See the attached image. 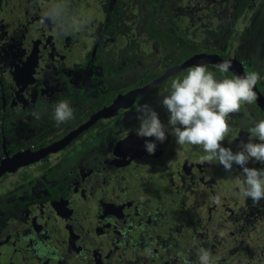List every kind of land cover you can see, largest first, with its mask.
I'll use <instances>...</instances> for the list:
<instances>
[{
    "label": "flooded vegetation",
    "instance_id": "flooded-vegetation-1",
    "mask_svg": "<svg viewBox=\"0 0 264 264\" xmlns=\"http://www.w3.org/2000/svg\"><path fill=\"white\" fill-rule=\"evenodd\" d=\"M89 1L67 0L70 24L65 34L51 22L40 23V17L49 4L59 3V0H0V264H160L158 256L162 258L168 252L165 245L171 225L169 213L164 208L170 205V200L173 206L178 207L176 223L196 219L190 214L186 199L194 194L195 200L200 203L202 193L206 188L210 191L211 185L216 186L212 197L217 194L221 197L220 214L216 213L217 217H213V221H218L221 227L216 230L214 238L224 241L237 234L242 237L253 226H263L264 200L254 203L251 198L240 193L243 175L239 166L234 165L231 172H226L218 161L201 163L200 157L205 154L202 148L177 145L171 129L162 143L154 137H140L135 131L139 127L137 115L129 121L117 122L124 118L127 110L152 102L151 98L156 93L163 94L170 86L162 87L156 93L150 92L189 67L168 76L129 107H125L127 102L119 101L115 107L124 108H119L113 115L94 119L86 128L73 134L95 114L112 105L118 95L150 83L172 67L166 68L159 76H150L151 71L160 67L158 59V67L142 70L139 74L126 73L119 78L124 84L113 87L111 79L112 86L106 87V75L110 77L123 64L117 63L116 57L125 44L122 40L124 36L127 41V34L113 30V25L118 24L123 28L126 25L124 20L133 16L132 13L120 19H114V16V24L112 20L109 28L111 35L104 34V25L85 30L88 23L83 22L86 19L81 11L83 8L106 12V15H109L111 7H116V11L130 8L129 0H118V7L116 0H107L106 7L105 0H94L93 6ZM124 1L125 6L129 5L127 9L122 7ZM229 2L231 5L232 2ZM221 16L223 18L219 24L223 27L227 15L221 13ZM93 20L92 25L99 21ZM137 22L128 23L131 24L129 33H143L146 36L144 39H147ZM151 42L157 45L160 58L163 52L161 46ZM200 46L204 52L217 54L221 58L234 57L243 65L237 48L231 50L232 56L225 53L226 43L214 49L210 47L211 51L205 50L204 45ZM250 71L252 69L245 70L246 73ZM258 72L263 73V70ZM96 81L98 96L90 97L91 102L88 100L89 92L86 94L84 90L96 86ZM256 89L264 97L262 79L258 81ZM104 98L110 103L103 104ZM58 100L69 101L75 114L72 119L61 124H57L53 116H47V113H54L55 101ZM42 106L48 107V110H44L45 117ZM113 109L108 111L112 112ZM155 110L162 122L167 124V110L162 106ZM33 111L40 112L39 119L32 115ZM260 119H264V110L259 102L242 105L239 113L229 117L230 133L222 142L223 146L238 151L240 140L247 142L249 138L247 127L250 124L242 122ZM101 120L109 123L98 126L100 130L95 133V137L106 130L112 131L113 135L104 143L103 153L100 148L87 151L86 146L89 147L94 138L88 134L78 137ZM71 134L73 137L56 152L48 153L35 163L20 166L14 173L2 171L1 163L4 164L5 159L28 150L38 151L48 147L54 150L55 142ZM147 140L156 143L154 154L146 151ZM10 145H19L21 150L10 154ZM33 157L24 153L10 161L18 165ZM68 158L73 162L65 170L57 171V165L63 164L62 161ZM44 161L48 163L39 166ZM248 166L264 167L252 162ZM47 170L54 175L45 182L42 177ZM10 174L18 176L15 182L20 181V178L25 179L27 175L34 176L31 184V189H35L33 194H25L21 189L23 184L15 188L14 182L8 178ZM36 176L41 178L40 182H35ZM157 180L160 183L165 181L163 186H168V190L161 189V184H156ZM50 182L52 188L48 186ZM221 185L226 187L224 193L220 192ZM174 192L176 197L172 199ZM212 197L202 200L204 205L209 203L203 214L207 213L206 210H218ZM198 205L195 204V207L198 208ZM159 214H162L163 227L168 226L167 231L162 230V233L152 228ZM197 221L196 228H200V232L196 233L197 238L204 245L205 239H208L207 227H200L201 223ZM226 227L230 236L223 235ZM37 245L46 250L43 255L38 252ZM245 253L249 254L247 251ZM162 264L169 263L165 261Z\"/></svg>",
    "mask_w": 264,
    "mask_h": 264
},
{
    "label": "clouds",
    "instance_id": "clouds-1",
    "mask_svg": "<svg viewBox=\"0 0 264 264\" xmlns=\"http://www.w3.org/2000/svg\"><path fill=\"white\" fill-rule=\"evenodd\" d=\"M69 18L67 0H59V3L49 4L40 17V23L51 22L66 34ZM216 68L221 73L219 77L205 64L198 63L189 67L186 75L173 78L170 88L164 90L159 101L167 110V124L162 122L150 104L145 103L137 108L139 127L135 131L140 137H154L162 143L171 129L177 145L202 148L205 154L200 157L201 163L218 161L226 172H231L234 165L239 166L243 175L240 193L259 203L264 200V167L248 165L250 162L264 165V119L242 122L250 124L247 127L249 138L247 142L240 140L238 151L224 147L222 142L230 133L229 117L239 113L242 105H251L258 100L255 87L261 77L257 71H250L243 76L233 74L229 78L225 74L232 68V62L227 59L217 64ZM32 115L40 118L38 111H33ZM72 118L73 109L69 101H58L54 108L56 123L61 124ZM145 148L149 154H154L156 143L147 140ZM212 200L216 204L221 203L219 194ZM37 250L42 255L46 251L40 245H37ZM198 259L199 264H213L209 249H198Z\"/></svg>",
    "mask_w": 264,
    "mask_h": 264
},
{
    "label": "rangeland",
    "instance_id": "rangeland-1",
    "mask_svg": "<svg viewBox=\"0 0 264 264\" xmlns=\"http://www.w3.org/2000/svg\"><path fill=\"white\" fill-rule=\"evenodd\" d=\"M88 1V0H87ZM94 0H90L89 3L91 6H93ZM193 1V0H191ZM218 0H196L195 3H193L191 6L187 7V9L183 10V7L180 8V18L178 20L177 24L169 23V30L173 31L175 33H180L181 35H184L189 40H194V37L196 39L194 42L197 43V45H204L206 47L205 50L211 51V49L217 48L218 45H221L222 43H228L230 44V50L227 53H230V56H232V51L234 48H237L238 50V56L240 57V60L242 64L245 67V70H251L252 71H259L260 69L263 70V73L258 72L262 77L261 79L264 82V0H230L232 4L230 5V2L228 3V7L231 6L232 12H229V9H224L222 6L219 5L217 12L224 13L227 15L225 20V25L223 27H220V24L218 23L220 19L218 18H209L206 17L205 13H202V5L207 4V6H212L214 3H216ZM228 1V0H227ZM119 1L116 0L115 4H117ZM206 2V3H204ZM114 4V5H115ZM105 7L108 5V1H104ZM119 3L117 4L118 7ZM159 0H153V6H158ZM198 5H200L198 7ZM79 8V7H77ZM109 15H106V12L102 11H94L93 9L89 8H83L81 9L83 15L85 16V22L88 23L87 29L97 28L102 25L105 26V32L106 35H111L110 32V26L112 25V20L114 24L115 17L125 18L128 14H131L130 10L125 11H116V7L110 8ZM229 12V13H228ZM115 15V17H114ZM184 15L186 17H184ZM191 15H195L196 18L193 20L188 19ZM198 15V16H197ZM114 17V19H113ZM93 19H99V21L96 22L95 25H92ZM179 24V26H178ZM92 26V27H91ZM125 27L121 28L120 25L115 24L113 25V30H119L118 33L121 34H127V41L125 40V36L123 37V42L125 43L124 46L121 47V49L118 51V55L116 57L117 63L122 62L123 64L118 67V70L116 69L113 71V73L108 77L106 75V87L112 86L113 80V87H119L120 85L124 84L123 81H120L119 78L126 73L134 74V73H140L142 70L152 69L154 66H159L158 63V57L159 50L157 48V45H154L151 41L146 42V39H144L146 36L143 33H134L130 34L129 31L130 25L126 24ZM220 28V29H217ZM84 30V31H85ZM231 33H235V35L232 37L233 41H229ZM129 34V35H128ZM114 35V34H113ZM101 44H99L100 47ZM201 47V46H200ZM124 49H128V51H125ZM110 51V50H109ZM107 51V52H109ZM136 62V64H135ZM118 65V64H116ZM155 68V67H154ZM132 69V70H130ZM114 75V76H113ZM117 76V79H116ZM105 75H103L102 78H104ZM95 78H98L95 76ZM97 82L96 86L85 88V93L89 92V98L88 100L92 102V98L90 97H96L98 96V90H97ZM114 89V88H113ZM101 94V93H99ZM81 95V94H80ZM85 95V94H84ZM160 93H156L152 96L151 99H153L152 102L148 103L155 109H160V99H161ZM48 100V99H47ZM60 101V100H58ZM80 101V100H79ZM86 102V101H85ZM57 103V101H55ZM31 105V104H30ZM38 105V103H36ZM26 107V106H25ZM85 107V106H80ZM43 108V106H42ZM48 107L43 108L41 111L43 113V116H46V112L44 110ZM81 109V108H80ZM48 115H52L54 118V113H47ZM137 114V107L133 110H127L124 113V118L121 120H117L118 123L129 121ZM73 116L75 114L73 113ZM41 132L39 131V134ZM229 142H233V140L228 139ZM38 143V142H36ZM35 143V144H36ZM34 145V143H33ZM113 148V150H112ZM111 148L112 154H114V147ZM10 154L15 153L16 151L21 150L19 145H10L9 147ZM53 161V158H50ZM175 159H173L174 161ZM59 165H57L58 169L65 170V168L73 162L72 159L68 158L65 161H62ZM48 163L47 161H44L43 163L40 162L39 166L43 167L44 164ZM171 169L174 168L170 167ZM45 175H43L42 180L47 182L50 181L51 177H48L50 174V171L44 172ZM196 178V177H195ZM198 179V178H196ZM68 180V179H67ZM160 183L158 180L156 181V184ZM161 184V189L168 190V186H163L165 184V181H163ZM48 186L52 188L53 184L50 182L48 183ZM216 189V186L211 185L209 190L207 191V188L202 193V199H200V203L198 208L193 206L190 202L189 204V210L192 214L194 211V216L198 220L197 223H201L200 227L206 226V237L208 239H205V244L203 245V248L209 249L212 254V260L213 264H264V222L263 226L261 227H255L253 226V229L248 232L246 235H242L238 237H231L226 238L224 241L218 240L217 238H214L213 235L216 234V230H219L221 225H219L218 221H213V217H217V214H220V208L221 204H215L214 206L218 209L214 212H211L210 210H206L207 213H204V208L209 203L205 204L202 200H204L207 197H212V191ZM159 195V194H157ZM101 198V197H100ZM162 202L159 203V205ZM152 209V206L150 207ZM195 209V210H194ZM210 209V208H209ZM217 213V214H216ZM165 226V225H164ZM168 226H166L167 228ZM169 230L174 231H181L177 228V225H170L168 227ZM228 228L226 227L224 229V234L229 235ZM250 230V229H249ZM197 233L200 232V228H197ZM212 233V234H211ZM220 234V233H219ZM218 234V235H219ZM194 235V234H193ZM192 235V236H193ZM197 235V234H196ZM212 237V238H210ZM234 239H238V241H235ZM71 242V241H68ZM182 246V243L184 246H189L191 243H186V241L182 240L179 242H175ZM68 243L66 244V246ZM201 245V243H199ZM171 250L174 252V257L170 256L171 261L169 264H199L198 254L196 256V259H194L193 256H190V251H193L190 247L181 252V248L179 246H175L173 244L170 245ZM201 246L197 247V250L195 251V254L198 252V249H200ZM244 249V250H243ZM167 250V249H166ZM245 251H247L249 254H246ZM166 252V251H165ZM164 252V253H165ZM244 252L243 254H241ZM180 254V256H179ZM190 257V263H187L183 260L189 259ZM194 259V261H193Z\"/></svg>",
    "mask_w": 264,
    "mask_h": 264
},
{
    "label": "trees",
    "instance_id": "trees-1",
    "mask_svg": "<svg viewBox=\"0 0 264 264\" xmlns=\"http://www.w3.org/2000/svg\"><path fill=\"white\" fill-rule=\"evenodd\" d=\"M229 1L230 0H228V1L227 0H218V1H216V3H214L210 7L207 6V4L202 5V13H205L206 17H209V18L221 19V18H223V16H221V11L217 12L216 10L218 9L219 5L222 6L224 9L231 8V6L228 7L227 2H229ZM125 2L126 1H124V4L122 5L123 9H127L126 7H128L130 5V8L128 10L131 11L132 16H133V17L128 16L126 18V20H124L125 24L132 23L133 21H136V22L138 21L137 22L138 27L140 28V30L145 32L147 35L146 41H153L154 43L159 44L163 50L162 55L159 58L160 67L157 70L151 71V73H149L150 76H159L164 72V70L166 68L173 66V65L177 64L178 62H180L186 58L191 57L194 54L204 52L203 51L204 48H201L199 45H197V43L194 42V40H189L184 35H181L180 33H175V32L170 31L168 29L169 23L177 24V22L180 18V13H179L180 8L183 7V10H185V9H187V7H189L193 3H195L196 0H193V1H191V0H159V5L157 7L153 6V0H129V5H127V6H125ZM204 3H206V2H204ZM199 6L200 5H198V7ZM229 10L232 11L231 9H229ZM134 14H137V15L134 16ZM184 17H186V16L184 15ZM115 18H117V17H115ZM194 18H196L195 15H191L190 17H188V19H191V20H193ZM234 35H235V33H231L229 41H233L232 37ZM226 44H228L227 49H226V52H227V50L230 49V47H229L230 44H229V42ZM206 66L210 71H213L217 76H221V73H219L216 66H213V65H210V66L206 65ZM186 74H187L186 70L180 71L175 76L171 77V80L177 76L182 77L183 75H186ZM225 75H227L229 78L232 77V75H230L229 73H227ZM171 80L162 82L161 85H159V87L151 90L150 93H156L157 91L162 89V87H169L171 85ZM107 98H104L103 104H107V103L109 104L110 103L109 101L106 100ZM139 102H141V101L139 100ZM121 113L122 112H119V114H121ZM48 116L52 117V115H48ZM106 122H108V121L107 120L106 121L101 120L97 124L91 125L90 127H88V129L86 131H84L81 135H79L78 138H80L86 134H88L91 138H94L91 141L92 144L89 147L86 146L87 151L88 150L91 151V150H93V148H96V150H97V148H98V150L101 149L102 153H103L104 143L106 142L107 139H110V136L113 135L112 131L106 130L103 134L96 135V137H95V133L100 130V128L98 126L103 125V123H106ZM104 127H105V124H104ZM42 145H44V142L42 143ZM56 170L60 172V169L57 168ZM53 175L54 174L52 172L51 174L48 175V177L52 178ZM5 178H6V176H5ZM8 178L12 181V183L14 182L13 186L15 188H17L18 185L23 184L21 189L24 191L25 194H28V195L33 194V191H35V189H33V190L31 189V184L33 181L32 179H34V176H32V175H27L25 179L20 178V181H18V182L14 181L15 179H19L17 175L10 174ZM37 179L35 180V182L41 181V178L39 179V177H37ZM5 184L12 185L10 182H5ZM173 190L174 189H171V191H173ZM225 190H226V187L221 185L220 192L224 193ZM172 196H174V197H172V199H174L176 197V192L172 193ZM222 196H225V195H222ZM194 200H195V197L193 194V195H191V197H188L186 199L187 205L190 204L189 202H191L192 204H194L193 206H195V203H197L198 201L197 200L194 201ZM165 207H166V205H165ZM164 211L166 213H169V218H170L169 223L171 222L170 223L171 225H177V228L180 230L182 228V230L180 232L174 231V230H169V232H168L169 237L167 236V243L165 245V248H167V250H168L166 256H169V258L166 256L160 258L161 255L159 254L160 256H158V262L160 264H162L165 261H167L169 263L171 261V259L174 257L175 254L171 250V247H170L171 244H173L175 246H179L181 248V252H180V254H181L182 251H184L183 243H182V246L175 243V242L181 241V239L183 241L185 240L186 243H191L189 246H187L185 248V250L188 247H190L193 250V251H190V256H193L194 259H196L198 252L195 254V251L197 250V247L201 246L203 248V244L199 245V243H201V241L199 240V238H197V235H196V233H197L196 227H198V225L196 224V220H194L193 218H190L189 220L180 221V222L178 221V223H176V219L178 216L177 214L179 213V210H178V207L173 206V204L171 203V200H170V205L166 209L164 208ZM194 214L195 213L193 211V213L191 215L193 217H195ZM155 220H156L155 225L152 226V228H154V229L156 228V230H158L160 233H162V230L164 232L167 231V228L165 226L163 227V224H162V214L161 215L159 214V217H157ZM187 250H189V249H187ZM180 254H179V256H180ZM170 256H172V258H170ZM167 259H169V261ZM194 259H193V261H194ZM183 260L187 263L191 262L190 257H189V259L183 258Z\"/></svg>",
    "mask_w": 264,
    "mask_h": 264
},
{
    "label": "water",
    "instance_id": "water-1",
    "mask_svg": "<svg viewBox=\"0 0 264 264\" xmlns=\"http://www.w3.org/2000/svg\"><path fill=\"white\" fill-rule=\"evenodd\" d=\"M197 59L198 63H202V64H210V65H214L216 66L217 64H219L220 62H222L223 60H231L232 62V68L229 70V72L233 75H240L243 76L246 74L243 65H241V63L239 61L236 60V58L232 57V58H221L219 57L217 54H211V53H205V52H200L198 54L193 55L192 57L185 59L184 61L178 63L175 66H172L171 68L167 69L161 76H159L156 79H153V81H151L150 83L141 86L131 92H128L124 95H118L117 98L113 101L112 105H110L108 108H105L103 110H101V112L95 114L83 127H80L79 129H77L76 131H74L73 134H77L79 131L83 130L84 128H86L91 122L94 121V119L99 118L100 116H105V115H113L117 112V110L119 108H124V106H119V107H115L116 103H118L119 101H121V99H127V104L125 105V107H129L136 99L142 97L150 88L157 86L159 83H161L163 80H165L168 76L182 70L185 69L187 67L193 66L195 65L194 63H191L190 65H187L188 62ZM196 63V64H198ZM255 91L257 92V89L255 87ZM258 95V100L257 102H259L260 106L263 108L264 110V97H262L261 95ZM114 107L112 112H109L108 109ZM71 137H73V135L71 134L70 136L65 137L64 139L57 141L54 143V145L56 146V149L52 150L51 148H41L40 150H36V151H25V152H21L18 153L16 155L19 154H24L27 153L28 155H32L34 156L31 160H29L28 162H25L23 164H14L13 162L10 161V159H12L13 157H15L16 155H14L13 157H10L8 159H5L4 164L1 163L2 165V171H8L10 173H14L15 170L17 168H19L20 166H25V165H29L32 163H35L37 161H39L40 159H42L45 155H47L48 153H52V152H56L57 150L61 149L65 144L68 143V141L71 139ZM59 144V145H58ZM8 163V165H5V163Z\"/></svg>",
    "mask_w": 264,
    "mask_h": 264
},
{
    "label": "bare ground",
    "instance_id": "bare-ground-1",
    "mask_svg": "<svg viewBox=\"0 0 264 264\" xmlns=\"http://www.w3.org/2000/svg\"><path fill=\"white\" fill-rule=\"evenodd\" d=\"M191 63H194V64H196V63H198V60L197 59H194V60H192V61H190V62H188L187 63V65H190ZM127 102V99H122L121 100V102ZM122 104V103H121ZM26 158V157H25ZM17 159V158H16ZM20 163V162H19ZM6 165V164H5Z\"/></svg>",
    "mask_w": 264,
    "mask_h": 264
}]
</instances>
